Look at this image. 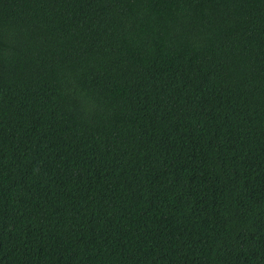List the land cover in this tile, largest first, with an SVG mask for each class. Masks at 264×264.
Wrapping results in <instances>:
<instances>
[{"label":"trees","instance_id":"obj_1","mask_svg":"<svg viewBox=\"0 0 264 264\" xmlns=\"http://www.w3.org/2000/svg\"><path fill=\"white\" fill-rule=\"evenodd\" d=\"M0 264H264V0H0Z\"/></svg>","mask_w":264,"mask_h":264}]
</instances>
